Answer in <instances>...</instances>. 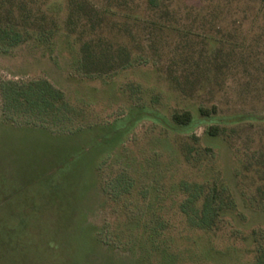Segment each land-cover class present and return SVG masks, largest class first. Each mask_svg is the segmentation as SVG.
I'll list each match as a JSON object with an SVG mask.
<instances>
[{
    "label": "rangeland",
    "instance_id": "obj_1",
    "mask_svg": "<svg viewBox=\"0 0 264 264\" xmlns=\"http://www.w3.org/2000/svg\"><path fill=\"white\" fill-rule=\"evenodd\" d=\"M85 2L99 19L93 38L124 49L126 66L122 55L107 75L76 72L69 0L33 4L60 26L50 46L0 50V81L46 78L77 107L76 124L106 125L71 135L0 122V232L10 229L0 264H255L264 246V0ZM181 109L192 124H172ZM119 176L129 190L113 196L108 183ZM181 181L225 189L231 203L217 227L187 223Z\"/></svg>",
    "mask_w": 264,
    "mask_h": 264
},
{
    "label": "trees",
    "instance_id": "obj_2",
    "mask_svg": "<svg viewBox=\"0 0 264 264\" xmlns=\"http://www.w3.org/2000/svg\"><path fill=\"white\" fill-rule=\"evenodd\" d=\"M34 2L35 0H0L1 51H7L27 40H34L45 46L52 44L60 26L50 15L51 10L36 8L33 5ZM88 7L85 0H69L65 28L69 33H77L76 39L79 46L76 72L85 77L104 76L114 66L116 56H124L122 63L125 66L129 59L128 55L123 52L124 49L114 51L110 42L93 38V29L98 25L99 19L98 15L91 14ZM0 93L3 100V117L0 122L4 124L40 128L52 133L71 135L78 131H89L96 126H106L89 124L85 127L83 124H76L77 107L75 104L66 98L61 89L43 77L27 80H1ZM136 110L147 112L143 107H137ZM200 111L204 114L211 113L207 109H200ZM18 116L24 120L14 125ZM142 117L144 115L140 116ZM170 120L173 125L182 127L192 124L194 117L189 109H181L174 110L170 114ZM206 132L209 135H216L218 128L209 126ZM188 152L185 155L187 160L189 159ZM107 157L99 163L98 172L101 171V165L106 163ZM108 184L114 191L113 196H119L129 190L122 176L116 177L114 182ZM180 187L184 192V197L179 209L186 217L187 223L206 231L217 227L226 207L231 203L225 189L217 186L215 182L205 184L181 181ZM8 232L10 229L3 228L0 235L7 238ZM6 241L8 240L0 237V242L5 243ZM255 264H264V246L262 245L257 248Z\"/></svg>",
    "mask_w": 264,
    "mask_h": 264
}]
</instances>
